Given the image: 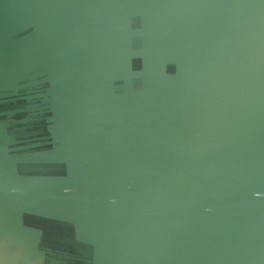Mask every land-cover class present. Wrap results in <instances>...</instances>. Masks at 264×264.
Masks as SVG:
<instances>
[{
    "label": "water",
    "instance_id": "obj_1",
    "mask_svg": "<svg viewBox=\"0 0 264 264\" xmlns=\"http://www.w3.org/2000/svg\"><path fill=\"white\" fill-rule=\"evenodd\" d=\"M0 264H264V0H0Z\"/></svg>",
    "mask_w": 264,
    "mask_h": 264
}]
</instances>
